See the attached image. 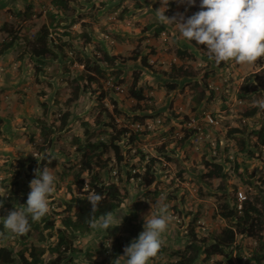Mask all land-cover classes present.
Instances as JSON below:
<instances>
[{
    "label": "rangeland",
    "instance_id": "1",
    "mask_svg": "<svg viewBox=\"0 0 264 264\" xmlns=\"http://www.w3.org/2000/svg\"><path fill=\"white\" fill-rule=\"evenodd\" d=\"M104 1L106 0H77V5H72L74 10H69L66 14L59 13L60 26L56 30L50 26L52 28L50 32L53 36L63 31L79 33L80 23L84 19L83 21L89 24L88 30L92 32V39L89 45L84 44L83 37L73 39L71 42L74 49L79 51L80 56L85 57L93 54L94 47L98 45L113 55H118L117 65L122 67L120 78L124 79L123 84L120 83L122 92L115 88L117 82L113 80V75L110 77L100 75L98 82L92 84L84 78H79V75L86 71L82 70L83 66L78 64L76 55L73 56L74 52L70 50H67L68 55L75 59L74 61L63 58L47 59L42 72L35 74L36 65L30 60L28 53L29 44L42 22L46 21L47 11L54 10L51 8V0H0V28L6 18L9 21L15 18L11 17L9 12H4L6 6L8 9H23L27 3H31L32 13L35 14L32 19L25 18L27 20L21 22V39L15 42L13 49L4 53L10 60L0 61V118L2 120L0 122V193L7 194L1 179L10 176L11 161L23 156L40 158L39 147L45 144L41 132L43 126L49 132V153L58 159L56 167L50 169L56 177V191L50 197V212L63 209L59 205L71 198L69 181L72 179L73 168L77 167L80 158V154L76 152L72 144L73 138L83 136L84 122H88V127L96 129L94 119L100 110L97 100L100 90H109V94L117 98L119 108L130 112L134 100L127 96V87L132 81L133 72L140 70L139 85L146 90L148 86L156 87L157 84L167 80L162 70L169 69L171 63L181 64L176 49L188 46L196 52L197 57L189 62L184 61L193 67V71H197L196 74L193 77L180 79V85L174 91L167 90L165 87L151 88L152 95L157 98L159 112L146 119L139 127V129L150 130L151 133L141 143L138 142V148L145 153L157 155L155 149L166 142L170 144L169 149H173L171 153L173 161L166 162L163 159L162 164L157 165V180L148 188L136 180L130 181L126 199L113 213L118 221L123 220L120 226L108 230L91 228L80 238L81 244L92 249L102 244L110 246L116 237H125L130 240L138 238L144 230V217L150 213L151 207L152 212L158 211L156 205L160 202L167 204L168 214L173 217V222L163 235L164 245L171 250L182 249L186 243L187 223L193 213L200 215L196 224L200 225L199 229L203 232L213 231L223 224L220 217L213 215L215 206L218 204V187L222 185L229 196H233L236 191L247 197L252 196L251 187L236 173L237 162L242 165L247 175L253 173L254 178L264 177V152L258 153L259 150H256L255 156H246L240 151L236 138L230 137L228 133L234 127H239L248 133L252 127L259 125L258 119L261 114L245 117L242 114L243 102L235 97V92L245 79L254 73L264 88V59L258 60L253 65H238L234 61H229L223 70L217 72V76L212 77L213 79L209 78V88L216 92L212 100L196 107L193 95L195 96L198 90L193 86V82L201 71L211 67L209 64L217 63L214 59H211V63L206 61L210 55L206 46L202 50L196 48L192 42L183 38L180 32L179 34L173 32L172 28L155 37L152 33L154 30L144 32L148 26L160 25L157 9L161 7V0H119L118 3H116L118 0H110L111 4L107 9L109 13H103L96 21L93 17L106 5ZM184 5L187 6L186 9H180ZM199 5L200 0H196L194 6L179 3L178 0H169L166 13L175 8V11H178L177 14H183L187 18L192 15L191 13L200 10ZM81 9H85V12ZM126 9H131L128 16L124 14ZM64 24L66 26L63 28ZM95 24L98 29H94ZM4 38L6 36L0 30V43ZM63 39L68 37L64 36ZM151 47L153 50H150ZM138 50L142 54H148L149 63L153 68H144L139 60H131L130 57ZM108 72L106 75H109ZM77 85L80 87L85 85V91H81L77 98L68 101L73 95L72 90ZM251 88L253 89L254 86ZM221 94H227L230 97L226 101V107L223 106L225 102L221 99ZM253 96L256 102H264V94ZM109 97L110 95L103 102L106 107L112 109ZM41 103H45L46 106H41ZM67 111L70 115L67 125L59 130L61 115ZM205 113H209L216 122H206ZM116 120L120 124L125 122L129 125V121H124L122 117ZM187 130L193 133L188 142L182 148L174 147L176 143L179 144L178 140ZM253 139L251 136L249 142L252 143ZM123 150L126 151V147ZM133 152L131 150L130 154ZM207 158L222 163L226 177L223 180L213 178L209 186L203 188L199 174L206 169L203 161ZM182 166L186 172L179 174ZM200 187L205 192L204 197L201 196ZM30 191L29 187V193ZM172 205H176V210L172 208ZM3 210L5 212L1 213V220L14 209L4 208ZM4 230L6 235L3 242L8 243L13 240L14 234L5 228ZM0 235L3 236L1 230ZM246 244L251 249L256 242L251 243L247 240ZM75 255L76 259L83 261V253ZM101 255L102 253L99 252L95 254V257H101ZM164 255V257L158 255L156 259L163 261L169 258L168 253ZM155 260H151L150 264H155ZM213 261L211 260L212 264H214Z\"/></svg>",
    "mask_w": 264,
    "mask_h": 264
},
{
    "label": "trees",
    "instance_id": "2",
    "mask_svg": "<svg viewBox=\"0 0 264 264\" xmlns=\"http://www.w3.org/2000/svg\"><path fill=\"white\" fill-rule=\"evenodd\" d=\"M76 1L51 0V8L54 10L47 11L46 21L42 22L29 44V57L36 65L35 74L42 72L47 59L63 58L74 61L75 59L68 55L67 50H70L74 52L73 56L76 55L78 64L83 66L84 69L82 70L86 71L85 75L80 74L79 78H84L92 84L98 82L100 75L104 77L113 75V80L117 84H123L124 79L120 78L122 67L117 65L118 55H113L98 45L94 47L93 54L85 57L80 56L79 51L74 49L71 42L73 39L83 37L84 44H90L92 37L88 30V23L85 21L80 23L81 31L79 33L63 31L57 36L51 35L50 28L53 27L56 30L60 26L59 13L66 14L67 11L74 10L72 5H77ZM32 9V4L27 3L23 9L10 8L6 10L11 17L14 16L15 18L13 21H9L7 18L1 25L0 30L6 38L0 43V55L12 48L15 42L21 39V22L26 21L25 18L32 19L35 16ZM166 15L170 17L176 14L169 10ZM64 26L66 24L62 27L64 28ZM169 26L173 27L174 24L163 25L160 23L158 26L153 24L148 26L144 32L154 30L152 33L155 37L168 29L170 30L171 27ZM179 32L178 30V34ZM64 36H67L68 39H63ZM191 42L200 50L205 48L204 45H198L195 41ZM150 50L153 48L151 47ZM176 54L180 58L181 64L172 63L169 69L162 70L163 74L167 76V80L157 84L156 87L148 86L146 90L139 85L140 70L133 72L132 81L127 87V96L134 100L130 112L119 108L117 98L111 93L109 94V90H100L97 97L100 110L94 119L96 129L88 127V122H84L83 136L73 138L72 144L76 152L80 154V158L77 167L73 168L72 179L69 181L70 200L59 205L63 209L49 212L38 222H33L29 216L31 230L24 235H13V240L8 243L3 242L6 232L3 220L0 219V230L3 231V236L0 235V264H116V259L124 255L123 247L130 245L137 238L130 240L125 237H116L110 246L102 244L94 249L86 248L85 245L81 244L80 238L90 231L91 227L88 221L92 216L98 218L107 212L114 213L120 208L129 193L131 180H136L148 188L157 180V165H161L163 159L166 162L173 161L171 156L173 149H169L170 144L166 142L155 149L157 155L145 153L138 148V142L141 143L145 140L144 138L151 131L128 126L124 121L144 124L146 119L157 115L159 112L157 98L152 95L153 90L151 88L161 89L165 87L167 90L174 91L180 85V79L193 77L196 74L197 71H193V67L184 61L195 60L196 52L187 46L177 48ZM130 58L133 61L139 60L144 68H153L149 63L148 54H142L140 50L134 52ZM206 61L211 63L210 58ZM227 64L228 62L211 63L209 69L205 68L199 73L198 78L193 82V86L198 90L196 95H193V102L196 107L212 100L216 92L209 88V78L213 79L212 77L217 76ZM107 72L109 75H106ZM251 86L254 88L252 89ZM84 88L85 85L81 87L77 85L72 90L73 95L68 101L77 98L81 91H85ZM258 94H264V88L254 73L245 79L235 92V97L243 102L242 114L245 117L257 113L261 114L258 119L259 125L252 127L248 133L239 127H234L228 131L230 137L236 138L240 145V151L248 157L255 156L256 150H259L258 153L264 152V110L256 106V98L253 96ZM109 95L112 109L106 107L103 102ZM220 97L225 102L223 106L226 107V101L230 97L227 94H221ZM41 106L46 105L41 103ZM69 116V111L61 115L59 130L67 125ZM118 117H122L124 123H118L116 120ZM41 132L45 144L39 147L40 158L24 156L16 158L9 164L10 176L1 179L7 194L6 192L0 193V201H3L4 205L0 209V218L1 213L5 212L4 208L15 210L20 206L26 207L29 184L35 178V169L38 167L54 169L58 163V159L49 153V132L43 126ZM192 134V131H185L178 140L179 144L176 143L174 147L182 148ZM251 136L254 138L252 143L249 142ZM125 147L126 151L123 150ZM131 150L134 151L132 154H130ZM211 158L214 159V157ZM211 158L203 161L206 169H203L199 174L203 188L208 187L213 178L223 180L226 177L223 164ZM242 163L244 164L243 161ZM235 170L239 178L251 187L252 196H246L240 203L238 200L239 191H236L233 196H229L222 185L218 187V204L215 206L213 215L223 220L220 228L207 232L201 231L200 225L196 224L200 215L193 213L192 218L187 223L184 247L171 250L164 245L158 255L164 257V253H168L169 258L163 261L156 259L157 257L153 258L152 260L156 259L155 264H212L211 260H214V264H264V177L254 178L253 173L247 175L238 162ZM184 172L186 169L182 166L179 174ZM86 183L87 186L85 187ZM203 188L200 187L199 191L204 197ZM93 191L104 197L95 213H91L92 205L87 199L89 193ZM176 205H172L174 210H176ZM239 205L241 206L239 207ZM247 240H250L251 243L256 242V245L249 249L246 244ZM99 252L102 253L101 257H95V254ZM80 253H83V261L76 259L75 254ZM246 255L248 256L246 257ZM125 260V257H121L119 264H125Z\"/></svg>",
    "mask_w": 264,
    "mask_h": 264
},
{
    "label": "clouds",
    "instance_id": "3",
    "mask_svg": "<svg viewBox=\"0 0 264 264\" xmlns=\"http://www.w3.org/2000/svg\"><path fill=\"white\" fill-rule=\"evenodd\" d=\"M178 2L194 6L196 0ZM168 4L169 0H161V7L157 9L159 22L177 25L183 38L206 46L209 58L218 64L234 61L238 65H253L264 59V0H200V10L187 18L179 13L171 18L167 16ZM256 106L264 110V102L257 101ZM133 124L143 125L136 122L128 126L132 127ZM34 174L35 178L29 184L31 191L26 207L15 208L2 217L4 228L16 236L31 230L29 216L33 222H38L50 212V197L56 191V177L48 167H38ZM87 199L92 205L91 213H95L104 197L93 191ZM3 206V201H0V208ZM156 206L158 211L152 212L151 207L150 213L144 217V230L138 238L124 248L121 257L126 258L125 264H150L164 246L163 235L173 222V217L168 214L167 204L157 202ZM122 222L112 212L98 218L92 216L88 221L91 228L102 230L120 226ZM121 257L116 259V264H119Z\"/></svg>",
    "mask_w": 264,
    "mask_h": 264
},
{
    "label": "crops",
    "instance_id": "4",
    "mask_svg": "<svg viewBox=\"0 0 264 264\" xmlns=\"http://www.w3.org/2000/svg\"><path fill=\"white\" fill-rule=\"evenodd\" d=\"M104 2L106 3V5L103 6L101 9H99V10H98V13L93 17L96 21H98V18H99L103 13H106V14L109 13V12L107 11V9L109 8V6H110V4H111V3H110V0H106V1H104ZM118 2H119V0H118L116 3H118ZM186 7H187V6L184 5V6H181L180 9H183V8H186ZM2 9H4V8H2ZM5 9L7 10L8 7L6 6ZM6 10H5L4 12H6ZM81 10H83V12H85V9H81ZM172 11H173V14H177V12H178V11H175V8H174ZM130 12H131V9H126V11L124 12L125 16H128V15L130 14ZM6 20H7V18H6ZM83 20H84V19H83ZM83 20H82V21H83ZM169 27H171V28H172V31L175 32V33H177L178 30H179L177 25H176V26L174 25L173 27H172V26H169ZM94 29H98V27H97L96 24L94 25ZM170 30H171V29H170ZM150 32H151V31H150ZM150 32H148V33H150ZM89 33H90V35H91L92 32L89 30ZM150 34H151V33H150ZM96 38H97V37H96ZM10 49H13V47L10 48ZM5 52H6V51H5ZM5 52H4V53H5ZM4 53L0 55V61H2V60H4V61H5V60H10L9 57L6 58V54H4Z\"/></svg>",
    "mask_w": 264,
    "mask_h": 264
},
{
    "label": "built area",
    "instance_id": "5",
    "mask_svg": "<svg viewBox=\"0 0 264 264\" xmlns=\"http://www.w3.org/2000/svg\"><path fill=\"white\" fill-rule=\"evenodd\" d=\"M115 88L118 91H123L122 86L121 85H115ZM204 119L206 120V122H210V123H215L216 121L213 119V117L209 114V113H205L204 115ZM132 127L137 128L140 127L139 124H133ZM239 196V200H243L245 198V195H242L241 193H238ZM241 205H239L240 207Z\"/></svg>",
    "mask_w": 264,
    "mask_h": 264
}]
</instances>
